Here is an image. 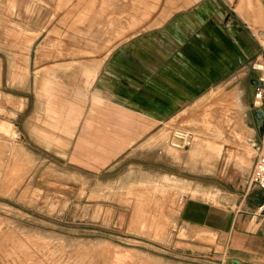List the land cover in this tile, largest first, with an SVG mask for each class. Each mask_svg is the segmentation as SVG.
Wrapping results in <instances>:
<instances>
[{"label":"rangeland","instance_id":"rangeland-1","mask_svg":"<svg viewBox=\"0 0 264 264\" xmlns=\"http://www.w3.org/2000/svg\"><path fill=\"white\" fill-rule=\"evenodd\" d=\"M200 1L0 0V264H225L183 214L200 182L244 192L264 27L233 20L236 50Z\"/></svg>","mask_w":264,"mask_h":264},{"label":"crops","instance_id":"crops-1","mask_svg":"<svg viewBox=\"0 0 264 264\" xmlns=\"http://www.w3.org/2000/svg\"><path fill=\"white\" fill-rule=\"evenodd\" d=\"M203 1L205 2V0L200 1L201 5L197 9L201 10L204 8L206 2L202 3ZM220 7L216 5L215 10L220 11ZM225 18L228 19V37H230L228 46L231 44L237 50L238 44H233L238 43L240 39L237 40L235 38L252 36L254 33H249L248 30L235 26L233 20H255L258 26L263 28L264 0H228V11ZM246 28L250 27L247 26ZM261 33L264 34V29H261ZM214 34L218 35V33ZM254 51L258 52L259 50ZM229 52L228 48V71H231L234 66L242 62V54L238 55V57L236 56L237 59L232 60ZM251 81L254 84L253 77ZM253 96L248 99V102L246 100L248 103L247 107L240 109L239 114L243 115L244 118L239 130L236 129V133H239L257 151L251 170L247 175L244 192L239 196L234 194L227 196L224 194L227 192H223L220 187L205 186L200 182L198 186L194 187L193 191L201 197L197 198L195 196L186 203L183 214L187 222L206 227L218 236H223L222 242L226 253L225 264H264V189L252 185L250 182L256 157L264 146V118H260L257 115L261 109L253 106ZM224 137L227 139V135H224ZM206 142L207 146L214 148L216 152L215 146L217 145H221L222 150L225 148V145L221 143L211 144L210 141ZM200 148L201 144H198L192 150V156L200 158ZM208 163L211 164L212 162L208 161ZM211 166L209 165V168H213ZM199 168L198 174L200 177L198 179L200 181L206 180V178L213 179L215 176L218 178L225 174V171H222V169L220 171L218 167L214 168L213 175H207L208 173L204 168ZM201 174H205L208 177Z\"/></svg>","mask_w":264,"mask_h":264},{"label":"built area","instance_id":"built-area-1","mask_svg":"<svg viewBox=\"0 0 264 264\" xmlns=\"http://www.w3.org/2000/svg\"><path fill=\"white\" fill-rule=\"evenodd\" d=\"M251 71L254 74L253 106L264 109V48L251 62ZM181 136H186V134L182 133ZM250 182L252 185L264 189V146L256 157Z\"/></svg>","mask_w":264,"mask_h":264},{"label":"water","instance_id":"water-1","mask_svg":"<svg viewBox=\"0 0 264 264\" xmlns=\"http://www.w3.org/2000/svg\"><path fill=\"white\" fill-rule=\"evenodd\" d=\"M257 115H258L260 118H264V109L259 110Z\"/></svg>","mask_w":264,"mask_h":264},{"label":"bare ground","instance_id":"bare-ground-1","mask_svg":"<svg viewBox=\"0 0 264 264\" xmlns=\"http://www.w3.org/2000/svg\"><path fill=\"white\" fill-rule=\"evenodd\" d=\"M181 135H182V134H181ZM220 150H222V149H221V146H218V147H217V152L220 151Z\"/></svg>","mask_w":264,"mask_h":264}]
</instances>
